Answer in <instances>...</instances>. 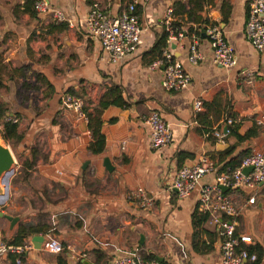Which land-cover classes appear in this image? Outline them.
Returning a JSON list of instances; mask_svg holds the SVG:
<instances>
[{
    "label": "crops",
    "instance_id": "obj_1",
    "mask_svg": "<svg viewBox=\"0 0 264 264\" xmlns=\"http://www.w3.org/2000/svg\"><path fill=\"white\" fill-rule=\"evenodd\" d=\"M196 1L137 0L139 46L132 56L109 62L101 45L89 37L85 17L94 4L116 14L130 0H49L66 22L37 15L34 0H0V108L5 116L0 117V129L6 117L17 121L6 144L16 163L30 174L33 188L13 189L23 200L19 205L15 198L11 202L9 189L0 213L19 220L11 228L0 218V242L11 239L19 224L44 231L35 235L43 238L40 249L32 246L22 257L23 264H57L58 257L67 264H108L135 249L148 262L220 264L217 226L209 221L194 226L198 191L180 200L168 187L177 169L201 156L222 173L226 162L263 147L264 135L253 121L264 115V53L257 52L244 34L252 0H208L197 11L199 23H187L181 12L195 10ZM169 8L187 34L180 42L163 43V50L191 78L180 93L165 92L163 67H154L160 59L155 47L164 33L160 25ZM207 25L221 28L236 56L235 67L212 63L204 33ZM192 36L203 56L197 65L188 62ZM112 88L120 90L127 107L111 105L97 112ZM64 95L82 99L87 114L100 115L102 154L88 151L87 124L81 130L76 114L60 106ZM197 100L202 110L195 113ZM125 110L126 118L121 116ZM153 112L172 131L171 144L157 151L149 147L145 123ZM229 118L236 123L220 144L227 148L218 152V143L206 135L224 131ZM247 132L254 135L238 140ZM105 160L112 171L105 168ZM214 181L210 174L200 184ZM259 189L253 205L247 204L248 190L230 193L239 210L236 233L250 236L255 245L249 249L259 250L254 264H264V183ZM137 190H142L145 202ZM79 254L86 259H79ZM9 257L0 256V264H13Z\"/></svg>",
    "mask_w": 264,
    "mask_h": 264
},
{
    "label": "built area",
    "instance_id": "obj_2",
    "mask_svg": "<svg viewBox=\"0 0 264 264\" xmlns=\"http://www.w3.org/2000/svg\"><path fill=\"white\" fill-rule=\"evenodd\" d=\"M137 0L130 2L116 14H110L99 5L94 4L89 8L85 17V26L91 39L96 40L102 48L104 58L109 62H116L132 56L138 46L141 28L138 23L135 8ZM33 11L37 15H51L57 22H66L63 13L51 9L49 0H34ZM168 43L180 42L187 37L186 32L175 27L173 9H167L161 22ZM209 47L212 51V63L224 69H230L236 65V56L233 49L225 41L223 32L218 25L204 27ZM244 34L247 41L259 53H264V0H252L249 6L244 26ZM192 38L189 46L188 62L197 65L203 60L198 50V39ZM162 66L161 88L167 93H180L187 90L190 85V76L173 59L167 49L162 50L160 59L154 67ZM60 106L71 110L85 124L88 118L84 113L86 108L82 99L72 95H64L60 98ZM193 110L198 113L202 110L201 101L193 104ZM5 122L17 125V121L6 117ZM150 132L149 147L157 151L168 147L172 141L170 126L164 122L156 112L151 113L145 120ZM235 120L229 118L225 121L224 131H214L206 137H212L218 144H223L230 135ZM264 135V115H258L254 121ZM251 167L248 175L242 170ZM213 174L215 181L212 184H200L207 175ZM264 183V145L259 151H253L243 158L241 165L233 170L220 173L215 164L207 157L201 156L191 165H184L177 169L168 191L178 199H186L194 191H198V213L210 217V223L218 228L220 239V264H254L257 255L250 253L248 248L255 243L250 236L236 233V221L239 217L237 209L230 193L246 189L250 192L248 205L255 203L260 186ZM226 190V191H225ZM137 196L145 202L142 190H137ZM32 248L31 243L20 247L7 245L0 242V256L11 255L15 258V264H23L22 257ZM74 254V250H70ZM79 259H86L85 254H79ZM108 264H171L169 262L145 261L140 255L139 249H135L130 255L114 258Z\"/></svg>",
    "mask_w": 264,
    "mask_h": 264
},
{
    "label": "trees",
    "instance_id": "obj_3",
    "mask_svg": "<svg viewBox=\"0 0 264 264\" xmlns=\"http://www.w3.org/2000/svg\"><path fill=\"white\" fill-rule=\"evenodd\" d=\"M208 2V0H197L194 3V8L195 10H188V11H183L181 12L184 17H186L187 23L189 22H197L199 23V17H197V11L200 10L202 11L203 6ZM181 6H179V9ZM176 15V14H175ZM175 27L178 29L180 28L181 30L183 29V26L180 24L175 23ZM188 31H191V29H188ZM187 31V32H188ZM167 40V35L166 33H163L162 38L158 45L155 47L156 52L158 53V56L161 57L162 50L164 48L163 43ZM2 86V83L0 82V87ZM114 105V106H119V107H127V103L123 100V97L121 95V92L118 88H112L109 89L107 97L99 104L97 112L101 113L103 110L108 108L109 106ZM0 117H4L3 115V110L1 111L0 108ZM84 113L86 114L88 118V123H87V130L91 134V143L88 147V151L92 155H100L103 153L105 149V139L103 135L100 132L101 129V124L102 122L99 119V114H97L95 117L92 115L87 114L86 110H84ZM1 117V118H2ZM16 124H12L11 122H4L3 128L0 129V138L3 142L7 143L9 141V137H11L15 132H16ZM231 135V131H230ZM229 135V136H230ZM251 135H254L250 132H247L246 135L243 137H238V140L240 141H245L251 137ZM230 149H227L225 153H228ZM248 153H241L237 157L231 159L230 161L226 162L222 169L221 172H226L227 170H233L238 168L241 165V162L244 157H246ZM21 171H25L23 175V181L26 183L30 180V174L23 168V166L20 168ZM43 215H39V220H42ZM194 218L196 222L194 223V226L205 224L208 221L210 222V217L205 214H200L196 212L194 215ZM39 234H44V231L42 228H35L30 225H25V224H19L18 230L15 233V235L11 239H2L1 242L5 243L7 245L15 246V247H20L29 242V240ZM248 251L250 253H255L257 255V258H259V250L257 248H248ZM10 260L12 261L13 264H15V258L10 255ZM148 262V261H147ZM57 264H67L66 260L62 257L57 258Z\"/></svg>",
    "mask_w": 264,
    "mask_h": 264
},
{
    "label": "water",
    "instance_id": "obj_4",
    "mask_svg": "<svg viewBox=\"0 0 264 264\" xmlns=\"http://www.w3.org/2000/svg\"><path fill=\"white\" fill-rule=\"evenodd\" d=\"M128 111H123L121 113V116L124 118L127 117ZM77 125L80 127L81 130L85 131V123L82 119H79L77 122ZM225 130V128H224ZM5 143V142H4ZM6 145V146H5ZM3 145L0 142V204H3L7 199L9 195V178L12 176L14 167L16 164L15 158L8 147V145L5 143ZM227 146L218 144L216 146V149L218 152L223 151ZM104 166L108 171H112V168L107 160L104 161ZM252 168H245L242 170V173L244 175H248L251 172ZM2 184H6V188L2 189ZM226 191V190H225ZM0 218H5L7 221L10 222L11 228L18 222V218H12L6 215H3L0 213ZM43 242V238L41 236H34L31 239L32 246L35 250H39L40 246Z\"/></svg>",
    "mask_w": 264,
    "mask_h": 264
},
{
    "label": "rangeland",
    "instance_id": "obj_5",
    "mask_svg": "<svg viewBox=\"0 0 264 264\" xmlns=\"http://www.w3.org/2000/svg\"><path fill=\"white\" fill-rule=\"evenodd\" d=\"M0 142L5 145V143L1 140L0 138ZM6 146V145H5ZM25 171H21L20 169V165L19 164H15L14 167V171L12 176L9 179V189H10V194L12 195L11 198V202L13 201V199L15 198L17 201V204L19 205L20 203H23V200L21 198H18V196H14V190L13 189H33L32 188V184H30L29 182L25 183L23 181V175H24ZM20 202V203H19ZM5 210V209H4ZM16 213V212H15ZM12 215H16V214H12Z\"/></svg>",
    "mask_w": 264,
    "mask_h": 264
},
{
    "label": "bare ground",
    "instance_id": "obj_6",
    "mask_svg": "<svg viewBox=\"0 0 264 264\" xmlns=\"http://www.w3.org/2000/svg\"><path fill=\"white\" fill-rule=\"evenodd\" d=\"M5 188H6V184H2V189H5Z\"/></svg>",
    "mask_w": 264,
    "mask_h": 264
}]
</instances>
